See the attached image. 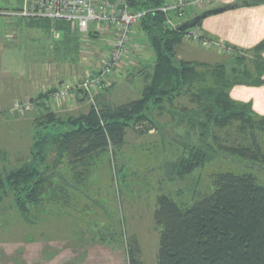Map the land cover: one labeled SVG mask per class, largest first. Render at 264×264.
<instances>
[{
    "label": "trees",
    "instance_id": "obj_1",
    "mask_svg": "<svg viewBox=\"0 0 264 264\" xmlns=\"http://www.w3.org/2000/svg\"><path fill=\"white\" fill-rule=\"evenodd\" d=\"M166 1L137 3V9L146 11L138 23V31L155 56L140 97L115 106L103 104L99 109L91 105L86 113L61 116L48 101V93L60 86L40 93L35 107L42 112L34 130L30 159L0 171V204L11 197L22 212L29 205L39 204L53 184L54 174L50 170L61 164L54 161L57 158L51 159L52 153L60 158L69 154L72 164L89 165V158L111 145H120L128 128L143 122L153 127L150 116L153 110H165V104L172 105L186 95L195 107H184L181 119L190 120L191 127L197 122L203 128L200 134H211L210 139L217 144L203 138L199 139L203 141L200 144L185 143L186 150L172 163L170 175L184 179L222 149L240 161L264 164V146L256 136L257 131L264 132V116L257 114L250 103L235 101L229 94L236 84H264V41L252 50L256 55L252 68L237 65L245 59L215 64L179 59L176 47L185 39L187 30L165 25V14L159 8ZM259 4H264V0H237L227 9ZM19 18L46 34L48 43H53L48 48L52 47L57 62L74 64L82 57L81 35L73 23L64 19ZM54 31L60 32L61 40L53 38ZM235 123L242 134L251 136V142L222 145L212 128L224 129ZM182 204L167 193L157 196L154 212L160 226L157 264H264V182L255 174L217 172L207 194L189 206ZM128 254L130 264H144L136 250H128Z\"/></svg>",
    "mask_w": 264,
    "mask_h": 264
},
{
    "label": "rangeland",
    "instance_id": "obj_2",
    "mask_svg": "<svg viewBox=\"0 0 264 264\" xmlns=\"http://www.w3.org/2000/svg\"><path fill=\"white\" fill-rule=\"evenodd\" d=\"M5 2V1H4ZM3 5L0 2V32L1 39L5 45L1 56L2 62L10 57V61H5L11 65L12 58L15 63L21 64L24 58L23 67L25 77L18 79L16 77H5V72L0 77V171H5L19 166L27 159H30V146L33 141L34 130L37 120L41 115L42 109L34 106L32 110L24 113H12L11 109L17 102L25 101L29 98H37L42 92L51 88L62 86L61 84L69 81V78L79 79L86 72L94 69L101 62L102 52L107 48V43L100 36L81 35L82 57L74 64L54 59V53L48 48L53 46L41 30L27 26L19 17H15L11 12L17 10L16 2L12 6ZM196 8V7H194ZM202 7H197V9ZM192 8L186 10L182 21L194 16ZM95 23L91 24V27ZM55 40H61L60 32L52 33ZM142 35V34H141ZM143 36V35H142ZM188 40V39H187ZM193 41V40H191ZM54 42V40H53ZM144 44V42H142ZM147 44V43H146ZM148 45V44H147ZM84 50V51H83ZM221 56L222 62L236 61L239 67L248 65L252 68V61L256 57L255 53H248L244 50L228 47L225 49H216ZM155 56L148 46L143 53L142 61L135 67L124 70L117 75L116 83L107 91L97 96L96 104L98 109L103 104L119 105L117 96H121L122 101H131L140 97V93L149 79L152 72ZM68 61V60H67ZM5 62H3L5 64ZM241 62V63H240ZM212 63V62H211ZM25 94L19 92L17 96V86L23 85ZM35 88V89H34ZM8 96L5 98V95ZM16 95V96H15ZM13 97H18L14 102ZM22 97V98H20ZM51 108L57 110L61 108V102H51ZM66 102V101H64ZM91 104L83 102L73 109L66 108L58 115L86 113L89 111ZM166 109L159 111L153 110L150 116L154 120L153 127L148 123H140L135 128H128L125 132L124 140L120 145H111L107 150L98 153L89 158L88 162L95 161V164H76L70 161L71 156L65 154L62 158L57 153H52L51 159L59 161L61 164L50 170V174H98L97 182L85 183L89 190H96L99 193H111L112 207L109 208L117 217L120 227V237L122 244L129 252L135 251L141 255V243L139 238H132L129 231L136 232L142 237L143 255L146 257V264H157L158 251V229L154 212L157 206V196L167 193L172 195L182 205L189 206L203 195L207 194L213 187V175L217 172H249L257 176L264 182V164L252 162L249 160L236 159L224 150L211 157L208 162L184 179H179L168 172L172 170L171 165L180 158L185 150V143L190 141L200 144L203 141H210V135L205 136L200 133L203 131L202 126L191 127L189 122L181 119L184 115V107H195L188 96L177 98L172 105L165 104ZM36 120V121H35ZM198 121V119L196 118ZM201 120V119H200ZM238 123L224 129L212 128V131L218 137L222 145H233L239 143L251 142V136L242 134L238 130ZM151 128V129H149ZM258 141L264 146V132L257 131ZM94 158V159H93ZM85 163V162H83ZM52 165V164H51ZM73 165V166H70ZM61 169V170H60ZM83 171V172H82ZM66 178V177H65ZM64 178V179H65ZM68 179V178H66ZM52 181L54 179H51ZM64 184V183H63ZM61 182L53 181L48 190L55 192L58 186L63 185ZM75 186L82 184L74 183ZM64 188L66 186L64 185ZM63 188V189H64ZM62 189V190H63ZM69 189V187L67 188ZM104 201V200H100ZM106 201V200H105ZM13 201L8 198L0 204V224L4 220L12 218L11 222H18L19 218L12 211L3 210L14 207ZM18 212L22 210L17 208ZM10 216V217H9ZM14 218V220H13ZM142 229L141 231L138 229ZM160 230V229H159ZM138 231V232H137ZM131 232V233H132ZM140 258V257H139ZM141 259V258H140Z\"/></svg>",
    "mask_w": 264,
    "mask_h": 264
},
{
    "label": "crops",
    "instance_id": "obj_3",
    "mask_svg": "<svg viewBox=\"0 0 264 264\" xmlns=\"http://www.w3.org/2000/svg\"><path fill=\"white\" fill-rule=\"evenodd\" d=\"M6 1H8L7 5L9 6L16 2L17 9L21 3L20 0H0L3 5L6 4ZM236 1L213 0L204 8H192L193 11H191L194 16L181 21V24L193 19L205 10L227 6ZM198 28L211 39L252 53V50L264 41V4L241 6L212 14L204 18ZM1 37L0 32V77L1 73L5 72V77L24 78L26 75L23 67L24 58L20 65L15 63L13 58L11 65H8L5 61H10V57L3 61L5 64L2 62L1 56L5 51L4 46L7 44L2 42ZM141 42H144L143 47L134 55L137 60L136 63L118 70L113 79L114 84L119 73L135 67L142 61L143 53L147 50L148 45L145 38ZM176 53L179 59L187 61L208 64L222 62L221 56L215 48H205L197 41L187 39L177 45ZM71 79L73 78L68 80ZM24 87V84L16 87L17 96L19 92H23L22 95L25 94ZM229 94L235 101L250 103L257 114L264 116V84H236L230 88ZM7 96L8 94L5 95V98ZM116 98L120 102L118 104L129 102L122 101L120 95ZM13 99L12 102L19 98L13 97ZM83 102L86 101L75 96L73 99L63 102L61 108L54 109V111L61 112L66 108L73 109ZM89 163L88 167L95 164V161ZM97 177L98 174L86 175L72 172L66 175H52L53 181L64 184L58 186V190L55 192L52 189L47 190L42 202L29 205L28 209L21 213L17 211V208L2 209L3 214L9 210L12 211L10 216L15 214L19 221L11 222L12 218H10L0 224V264H130L128 249L124 247L121 241L120 227L115 224L118 222V212L117 217H115L109 208V206L112 207L111 198L113 197L111 193H99L94 189L89 190V187L86 188L85 186V183L89 181L90 183L97 182L96 179L91 180ZM76 182L82 186H75L74 183ZM68 187L69 189H67ZM8 198L12 201L11 197ZM132 230L129 231L132 235L130 237L139 238L141 243V255L139 257L146 264L141 242L142 237L140 238ZM138 230L141 231L142 229Z\"/></svg>",
    "mask_w": 264,
    "mask_h": 264
},
{
    "label": "built area",
    "instance_id": "obj_4",
    "mask_svg": "<svg viewBox=\"0 0 264 264\" xmlns=\"http://www.w3.org/2000/svg\"><path fill=\"white\" fill-rule=\"evenodd\" d=\"M20 6L11 14L21 18L64 19L76 25L83 37H103L107 48L101 62L79 78H73L48 93L51 102H61L79 96L97 109V96L114 85L118 70L136 63L135 53L143 47V36L138 23L146 14L137 9L140 0H20ZM213 0H167L159 10L165 14V25L175 29L181 25L186 10L206 7ZM95 23L91 27V24ZM185 39L197 41L205 48L225 49L232 47L222 41L207 37L198 26L187 29ZM84 51V50H83ZM47 92V91H46ZM42 92V93H46ZM36 98L17 102L11 112L24 113L32 110Z\"/></svg>",
    "mask_w": 264,
    "mask_h": 264
},
{
    "label": "water",
    "instance_id": "obj_5",
    "mask_svg": "<svg viewBox=\"0 0 264 264\" xmlns=\"http://www.w3.org/2000/svg\"><path fill=\"white\" fill-rule=\"evenodd\" d=\"M228 6L229 5L223 6V7H219V8H213V9L205 10L204 12H202L199 15H197L193 19L188 20V21L182 23L181 25H179V28L178 29L180 31H185V30H187L189 28H192V27L196 26L198 23H200L207 16H210L212 14L221 13V12L225 11Z\"/></svg>",
    "mask_w": 264,
    "mask_h": 264
}]
</instances>
